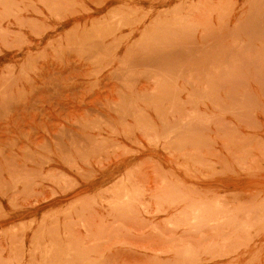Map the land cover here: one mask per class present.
I'll list each match as a JSON object with an SVG mask.
<instances>
[{
    "label": "rangeland",
    "instance_id": "1",
    "mask_svg": "<svg viewBox=\"0 0 264 264\" xmlns=\"http://www.w3.org/2000/svg\"><path fill=\"white\" fill-rule=\"evenodd\" d=\"M0 264H264V0H0Z\"/></svg>",
    "mask_w": 264,
    "mask_h": 264
}]
</instances>
